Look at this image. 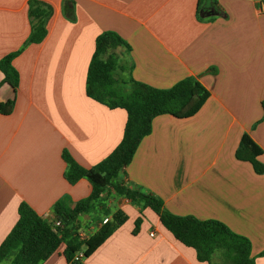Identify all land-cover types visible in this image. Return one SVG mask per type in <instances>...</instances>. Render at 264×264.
<instances>
[{"label": "crops", "instance_id": "0c3cea01", "mask_svg": "<svg viewBox=\"0 0 264 264\" xmlns=\"http://www.w3.org/2000/svg\"><path fill=\"white\" fill-rule=\"evenodd\" d=\"M28 1L0 0V59L20 51L11 62L15 92L0 84V103L14 99L12 111L0 114V244L20 203L52 224L57 202L71 209L90 195L86 179L66 180L63 153L89 169L119 144L126 112L85 92L95 39L111 31L129 46L119 60L120 78L168 89L194 77L209 92L191 117L152 120L120 182L159 198L173 215L223 223L248 239L253 264H264V173L235 157L247 134L264 165V0H40L51 9L46 35L24 46ZM198 1L214 3L220 14L199 20ZM117 210L126 220L81 264H205L152 210L111 189L95 211L78 215L76 231L98 229ZM64 248L38 264H69Z\"/></svg>", "mask_w": 264, "mask_h": 264}, {"label": "trees", "instance_id": "16d2710c", "mask_svg": "<svg viewBox=\"0 0 264 264\" xmlns=\"http://www.w3.org/2000/svg\"><path fill=\"white\" fill-rule=\"evenodd\" d=\"M50 14L51 9L46 3L40 0L28 1L30 34L24 46L44 39L45 24ZM196 14L199 20H211L220 11L214 3L203 7L198 1ZM66 15L70 16L68 11ZM117 48H122L124 52L129 50L127 43L116 33L106 31L97 36L87 69L85 92L89 98L108 108H121L126 112L127 118L119 144L107 157L89 169L80 167L63 153L62 157L67 164L66 180L73 184L81 178L86 179L91 186L90 195L74 203L71 209L63 210L64 201L54 205L56 219L61 223V227L56 230L28 205L20 203L17 221L0 244V264L3 261H9L8 264H38L50 257L62 243L65 245L63 255L69 264H78L73 258L79 251H82L84 260L126 220V215L117 210L86 240L80 241L77 238L78 215L95 211L101 195L110 189L130 203L152 210L162 226L178 242L195 251L199 262L253 264L248 239L235 234L223 223L173 215L165 210L159 198L131 190L120 182V170L130 163L141 139L150 134L152 120L163 114L180 119L191 117L202 107L209 92L194 77L184 78L168 89H157L126 79L130 89L125 91L122 84L126 80L119 82L114 77L115 72L123 68L119 64L120 59L112 54ZM19 52L0 59V72L3 74L0 84L7 83L14 92L18 86V73L11 62ZM13 105V98L0 103V114L8 115ZM261 154V148L249 135L243 134L235 151L236 159L249 162L257 174H262L264 165L257 159ZM103 212L106 215L105 209ZM139 222L140 219L135 221L133 232Z\"/></svg>", "mask_w": 264, "mask_h": 264}, {"label": "built area", "instance_id": "2783aa9c", "mask_svg": "<svg viewBox=\"0 0 264 264\" xmlns=\"http://www.w3.org/2000/svg\"><path fill=\"white\" fill-rule=\"evenodd\" d=\"M261 12H264V6L261 7ZM108 221V218H103L100 223H99V226L101 224H104ZM57 227H61V223L59 220H54L52 222V229L53 230H56ZM97 230L96 226L95 225H92L91 227H89L88 229H78L77 230V238L80 240V241H84L86 240L89 236H91V233L95 232ZM152 235V234H151ZM74 261H78V264H81L82 261H83V253L82 251H79L75 254L74 256Z\"/></svg>", "mask_w": 264, "mask_h": 264}, {"label": "rangeland", "instance_id": "374dc122", "mask_svg": "<svg viewBox=\"0 0 264 264\" xmlns=\"http://www.w3.org/2000/svg\"><path fill=\"white\" fill-rule=\"evenodd\" d=\"M125 52H124V50L122 49V48H117V49H115L114 51H112V54L114 55V56H116L118 59H121V58H125L124 56H125V54H124ZM118 71V70H117ZM115 72V75H114V77L117 79V80H119V82H123V81H121V80H124V78L122 77V78H120L118 75V72ZM125 81V80H124ZM122 87L124 88V90L125 91H129V89H130V83H128L127 82V80H126V82L124 83V84H122ZM1 264H5V262H2Z\"/></svg>", "mask_w": 264, "mask_h": 264}]
</instances>
